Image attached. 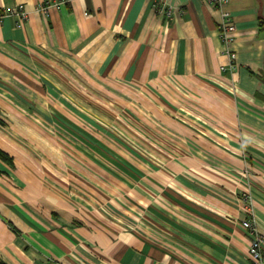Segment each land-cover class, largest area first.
<instances>
[{
    "label": "crops",
    "instance_id": "obj_1",
    "mask_svg": "<svg viewBox=\"0 0 264 264\" xmlns=\"http://www.w3.org/2000/svg\"><path fill=\"white\" fill-rule=\"evenodd\" d=\"M47 1L0 0V260L252 264L264 0Z\"/></svg>",
    "mask_w": 264,
    "mask_h": 264
},
{
    "label": "built area",
    "instance_id": "obj_2",
    "mask_svg": "<svg viewBox=\"0 0 264 264\" xmlns=\"http://www.w3.org/2000/svg\"><path fill=\"white\" fill-rule=\"evenodd\" d=\"M66 0H48L46 3L39 6L40 10L47 12L48 7L51 5L59 6L61 3ZM156 1V0H155ZM162 1V7L166 9V13L168 17L173 16V6L169 4L168 0H157V2ZM214 6L220 5L224 6V4L228 0H208ZM11 14L17 15L20 19H25L28 17V11L24 8L23 5H19L15 7ZM236 24L233 21L232 16L223 9V16L221 21V38L225 45V52L229 56V66L226 67H234L236 54L230 49V43L232 41V34L236 31ZM242 227L245 230L246 234L250 238V260L252 264H264V236L259 231L257 223L253 216H249L242 221Z\"/></svg>",
    "mask_w": 264,
    "mask_h": 264
},
{
    "label": "rangeland",
    "instance_id": "obj_3",
    "mask_svg": "<svg viewBox=\"0 0 264 264\" xmlns=\"http://www.w3.org/2000/svg\"><path fill=\"white\" fill-rule=\"evenodd\" d=\"M19 6V5H18ZM116 120H120V119H116ZM120 123L122 124V125H124V128L128 131H131V129H133L132 128V126H130V125H128V124H126V123H122L121 121H120ZM117 126V125H116ZM118 127V126H117ZM130 133H132V132H130ZM148 148H147V145H146V147H144V149L142 148L141 149V154L143 155V156H145L148 160H150V156H149V152H148V150H147ZM176 153H178L179 155L180 154H183V152L182 151H176ZM121 171V174H123V175H127L126 174V172L124 171V170H120Z\"/></svg>",
    "mask_w": 264,
    "mask_h": 264
},
{
    "label": "trees",
    "instance_id": "obj_4",
    "mask_svg": "<svg viewBox=\"0 0 264 264\" xmlns=\"http://www.w3.org/2000/svg\"><path fill=\"white\" fill-rule=\"evenodd\" d=\"M4 155L6 154L0 149V156L4 157ZM0 264H5V263L0 260Z\"/></svg>",
    "mask_w": 264,
    "mask_h": 264
}]
</instances>
